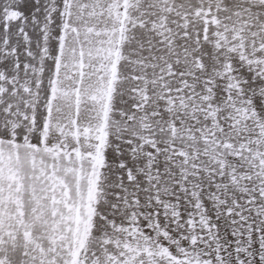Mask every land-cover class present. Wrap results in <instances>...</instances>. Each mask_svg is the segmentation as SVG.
<instances>
[{"label":"snow or ice","instance_id":"obj_1","mask_svg":"<svg viewBox=\"0 0 264 264\" xmlns=\"http://www.w3.org/2000/svg\"><path fill=\"white\" fill-rule=\"evenodd\" d=\"M0 264H264V0H0Z\"/></svg>","mask_w":264,"mask_h":264}]
</instances>
